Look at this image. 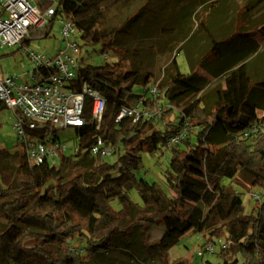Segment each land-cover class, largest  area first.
I'll return each instance as SVG.
<instances>
[{
    "label": "trees",
    "instance_id": "obj_1",
    "mask_svg": "<svg viewBox=\"0 0 264 264\" xmlns=\"http://www.w3.org/2000/svg\"><path fill=\"white\" fill-rule=\"evenodd\" d=\"M99 1L60 0L53 21L31 30L22 42L48 38L57 16L71 20L80 33L81 51L99 47L94 53L102 60L94 64L81 55L75 92L85 81L104 99L105 112L97 126L92 101L85 98L86 124L74 129L79 149L57 166H31L22 150L16 165L9 164L5 158L11 149L0 148V264H121L125 258L130 264L138 237L144 257L157 256L166 264L167 251L189 232L202 233L206 243L223 239L228 247L218 248L222 264H264V202L259 197L249 214H241L245 192H264V71L255 76L247 72L251 54L264 59V50L247 47L251 32L264 39V23L218 32L216 19L207 26L200 22L181 41L188 71L181 72L172 57L156 80L140 69H125L121 58L110 62L117 54L118 34L136 24L141 13L128 18L122 31L107 29L98 15H91ZM38 2L42 9L48 6ZM179 15L192 14L184 10ZM200 34L206 42L198 45ZM233 36L243 44L229 58L224 43ZM197 69L222 80L223 86H208ZM246 80L250 89L240 100L238 84ZM151 86L157 91L154 98L147 95ZM139 101L160 110V116L115 122L122 107ZM183 131L182 139L171 144ZM98 136L111 146L114 162L91 154ZM144 151L170 154L166 189L138 176ZM133 192L139 202L132 199ZM99 201L115 203V215L102 212ZM154 225L161 226V233L151 239Z\"/></svg>",
    "mask_w": 264,
    "mask_h": 264
},
{
    "label": "rangeland",
    "instance_id": "obj_2",
    "mask_svg": "<svg viewBox=\"0 0 264 264\" xmlns=\"http://www.w3.org/2000/svg\"><path fill=\"white\" fill-rule=\"evenodd\" d=\"M221 1L224 2V0H100L98 5L95 6L96 12L93 10L91 15H98L101 23L107 29L116 28L122 31L125 29V22L128 18L141 13V18L136 24L118 34L117 54L111 53L113 57L110 62L121 58L125 62V69H140L153 74L154 79L159 80L172 57H177L181 72L188 71L186 61L182 56L183 51L180 48L181 41L184 39L183 35L186 31L191 32L196 24L205 21L211 12V6H214V4L216 6V2L220 3ZM227 9L229 12L228 20L231 19L235 25L241 26L243 17L234 0H227ZM184 10H190L192 15L181 18L179 13ZM60 27L61 25L56 19L48 38L30 41L22 49H29L40 54H56L59 50H63L66 44L62 41ZM22 49L16 46L0 51V78L10 75L18 76L19 82H33L31 74L34 64L25 56ZM94 50L98 52L100 48L95 47ZM94 50L89 49V53H87L83 49L82 56L89 58L90 63L101 64L102 60L94 53ZM249 89V81L239 84L238 96L240 100L246 96ZM194 99L195 97L190 98L186 104L191 103ZM186 104L185 107L188 106ZM12 116L10 110L0 109V148L11 149L5 160L9 164L16 165L21 148L20 144H17L18 139L11 128ZM75 136L74 129L69 128L59 132V138L66 141L68 146L74 144ZM15 152H18V154L14 155ZM169 159V153L156 152L150 154L144 151L138 176L149 182H155L166 189L164 173L168 168ZM114 160L115 157L113 156L107 159L111 163ZM239 180L243 183L241 179ZM242 185L249 188L244 183ZM255 195L260 197L261 202H264V192L262 190L258 188L250 189L249 193L245 192L242 195L243 208L241 214H249L252 208L259 203L254 199ZM132 199L139 202L135 192L132 193ZM98 204L102 212H107L111 216L115 215V209L118 208L115 203L110 206L99 201ZM218 211L221 212L219 207ZM3 226L0 222V229ZM150 230L151 239H156L161 233V226H151ZM213 240L209 243H214L218 239ZM223 241L222 239L221 242ZM205 243L206 240L202 233H187L177 245L167 251L166 264L177 261L182 264H206V262L222 264V260L218 255L217 244L215 243V252L210 253L205 251ZM131 253L134 256V261L130 264H162L157 256L144 257L141 237H138L135 241ZM199 253L202 255L199 256ZM121 264H129V259L125 258Z\"/></svg>",
    "mask_w": 264,
    "mask_h": 264
},
{
    "label": "built area",
    "instance_id": "obj_3",
    "mask_svg": "<svg viewBox=\"0 0 264 264\" xmlns=\"http://www.w3.org/2000/svg\"><path fill=\"white\" fill-rule=\"evenodd\" d=\"M41 1L47 2L45 9L39 6L38 0H0V51L16 46L22 49L25 46L22 42L30 37L31 30L45 29L53 21L60 0ZM56 19L61 25L62 41L66 44L63 50L56 54H40L22 49L34 64L33 82H19L18 76L10 75L0 78V107L12 112V131L31 166H57L64 155L78 151L79 137L76 135L74 144L68 146L59 138V132L86 124L83 114L85 98L92 101L91 118L97 126L105 112L104 99L85 81H80V92H75L82 55L80 33L68 18L57 16ZM156 93L155 87H149L148 96L154 98ZM160 113V110H151L139 101L130 107H122L115 122L150 120L159 117ZM39 132H44V136L37 137ZM183 136L184 131L174 136L171 144L178 143ZM90 152L101 159L112 157L111 146L100 136L92 143ZM254 199L258 200L259 196L255 195ZM221 241L205 244V251L214 253L215 243L218 248H227L228 244Z\"/></svg>",
    "mask_w": 264,
    "mask_h": 264
},
{
    "label": "crops",
    "instance_id": "obj_4",
    "mask_svg": "<svg viewBox=\"0 0 264 264\" xmlns=\"http://www.w3.org/2000/svg\"><path fill=\"white\" fill-rule=\"evenodd\" d=\"M234 2L236 3L237 7L240 9L241 16L243 17L241 26L235 25L231 19L228 20L229 12L227 9V0H224V2L221 1L220 3L216 2L217 3L216 6L215 4L214 6H211L212 9L209 15L207 16V19L201 22H203L204 25L207 26L210 21H213L216 19L218 23L216 27L219 29L218 32L225 31L228 28L234 29L235 27H238V28L248 27L251 22L252 23L250 25H256L257 23H260V22L264 23V0H234ZM199 36L197 37V40L195 42L198 45L201 43L204 44L206 42V36L202 34H200ZM235 37L236 36H233L232 38L225 40V43H224L226 45V46L224 45L226 47L225 51L230 54L229 58H235L239 54L240 47L243 44L241 43L242 41L239 38H235ZM249 39L251 41L247 40L248 41L247 47H250L251 44H255L258 50H264V39L260 34L256 33L255 31L251 32L249 35ZM191 46L192 44H190V46L187 47V49L191 48ZM255 54L256 53H253L247 58V61H248L247 72L251 76L259 75L260 73L264 71V59H258L256 56H254ZM182 56L184 57V52H182ZM226 65H228V61H226L225 66ZM220 68L222 67L220 66L217 67V69H220ZM197 73L201 75L202 77H205L206 80H208V86L210 87L214 85H219L220 87L223 86L222 80L216 79L200 69H197ZM247 81L248 80L244 82H247ZM242 83H239V84H242Z\"/></svg>",
    "mask_w": 264,
    "mask_h": 264
}]
</instances>
